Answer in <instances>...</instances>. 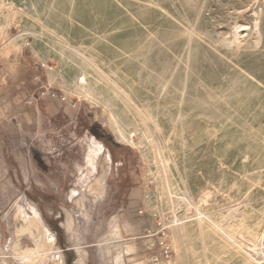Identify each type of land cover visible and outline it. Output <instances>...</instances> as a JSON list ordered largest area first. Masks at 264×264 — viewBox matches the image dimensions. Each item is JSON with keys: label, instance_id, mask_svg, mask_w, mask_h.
Segmentation results:
<instances>
[{"label": "rangeland", "instance_id": "rangeland-1", "mask_svg": "<svg viewBox=\"0 0 264 264\" xmlns=\"http://www.w3.org/2000/svg\"><path fill=\"white\" fill-rule=\"evenodd\" d=\"M47 235L264 264V0H0V264Z\"/></svg>", "mask_w": 264, "mask_h": 264}, {"label": "bare ground", "instance_id": "bare-ground-1", "mask_svg": "<svg viewBox=\"0 0 264 264\" xmlns=\"http://www.w3.org/2000/svg\"><path fill=\"white\" fill-rule=\"evenodd\" d=\"M83 90H85L84 92H86V95L89 97L90 95H91V93H90V91H87L86 90V88H83ZM84 92H82V93H84ZM37 217V216H36ZM37 219V218H36ZM37 223V222H36ZM46 235V234H45ZM44 235V236H45ZM52 236H50V235H47L46 236V238H45V243H44V245L42 246V247H39L37 250L35 249L34 251H32V252H25L26 254H28V255H22L20 258L22 259V260H29L30 261V263L31 264H35L36 262H39L40 264H44L45 262L44 261H46V260H48V255L49 254H46V251H45V246H50V248L51 247H53V244L55 243V240H52V242H50L49 240H50V238H51ZM53 239H54V237H53ZM29 250V249H28ZM33 250V249H32ZM29 257V258H28ZM57 258H59V257H57ZM50 260V259H49ZM28 261V262H29ZM62 260H60V262H61ZM48 263H49V261H47ZM58 260H56L55 258H54V261H53V264H59L60 263ZM47 264V263H46Z\"/></svg>", "mask_w": 264, "mask_h": 264}, {"label": "built area", "instance_id": "built-area-1", "mask_svg": "<svg viewBox=\"0 0 264 264\" xmlns=\"http://www.w3.org/2000/svg\"><path fill=\"white\" fill-rule=\"evenodd\" d=\"M163 245V256L164 257H169V254H170V249H169V246L168 245H164V243L162 244Z\"/></svg>", "mask_w": 264, "mask_h": 264}]
</instances>
